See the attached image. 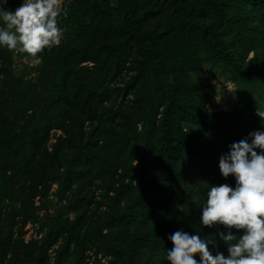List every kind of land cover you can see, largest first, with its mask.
<instances>
[{"label": "trees", "instance_id": "1", "mask_svg": "<svg viewBox=\"0 0 264 264\" xmlns=\"http://www.w3.org/2000/svg\"><path fill=\"white\" fill-rule=\"evenodd\" d=\"M60 24L64 40L39 54L37 80L11 77L0 91V199L28 219L56 184L71 215L27 243L0 213V264H86L89 244L107 264H168L176 230L213 237L209 251L227 256L225 229L200 225L199 205L203 183L234 186L219 157L262 127L264 0H73ZM11 61L0 48V67ZM206 67L237 85L235 110L206 106ZM53 130L62 136L49 146ZM93 179L113 204L85 220Z\"/></svg>", "mask_w": 264, "mask_h": 264}, {"label": "clouds", "instance_id": "2", "mask_svg": "<svg viewBox=\"0 0 264 264\" xmlns=\"http://www.w3.org/2000/svg\"><path fill=\"white\" fill-rule=\"evenodd\" d=\"M7 4L8 0H0V48L27 54L32 63H40L39 54L61 42L63 29L57 17L63 10L59 0H21L14 10ZM255 115L262 127L232 142L218 160L221 176H231L234 186L203 183L206 190L199 205V223L208 228L223 226L225 231L216 235L226 245L227 256L209 251V246L216 247L213 237L202 238L199 230L191 235L176 230L167 236L172 247L164 250L162 261L264 264V108L256 105ZM233 229L240 234H234Z\"/></svg>", "mask_w": 264, "mask_h": 264}, {"label": "rangeland", "instance_id": "3", "mask_svg": "<svg viewBox=\"0 0 264 264\" xmlns=\"http://www.w3.org/2000/svg\"><path fill=\"white\" fill-rule=\"evenodd\" d=\"M111 5L116 6V0H108ZM73 2V0H59V4L63 12L66 8ZM21 0H8L7 7L14 10L19 6ZM62 12V13H63ZM61 15L57 17V24L61 27ZM64 40V35L62 33L61 42ZM60 42V43H61ZM59 43V44H60ZM6 49V48H5ZM8 50V49H7ZM12 55V61L5 67H0V91L3 94L8 93L9 89L12 87L9 85V79L15 77L17 79L33 81L35 82L38 78V70L40 63H32L27 54L18 53L15 51L8 50ZM253 54L249 55L252 58ZM204 72L208 76L207 83L208 87L205 89L206 93V106L211 111H226L230 112L236 109L239 103V96L237 93V85L233 80L227 75L222 74L218 70L210 69L206 67ZM9 77V78H8ZM129 77L124 74L117 82L111 85V103L117 104L123 98L122 89L123 84L128 81ZM213 81L216 83L214 84ZM258 105L264 106V100L256 98L254 100ZM256 108V104H254ZM142 130V127L139 129ZM62 136V133L58 130H53L50 135L49 146L54 144L56 140ZM69 156L68 152H65L62 156L63 161ZM89 185V195L90 203L88 210L85 215V220L90 219L95 220L103 212L107 211L109 207L113 204V201L109 199L104 190V184L100 180L93 179ZM113 194L110 195L112 197ZM70 197L69 193H65V196L61 198L58 194V185L53 184L49 190L48 196L46 198H41L40 196H35L33 198V205L30 217L27 219L22 213L21 205L8 204L0 199V213L2 219L7 220L9 228L13 231L15 235H20L25 239V241H41L46 233V226L52 221L56 220L60 214L63 216L71 215L66 210L67 198ZM189 208L190 205L185 206ZM89 220L90 223L92 221ZM60 244V243H59ZM59 244L56 245L57 248ZM88 251L86 252V264H107L108 259L104 258L101 253L96 254L95 247L91 244L88 246ZM51 256L54 255L52 250L50 251ZM199 260L198 256L194 257Z\"/></svg>", "mask_w": 264, "mask_h": 264}]
</instances>
